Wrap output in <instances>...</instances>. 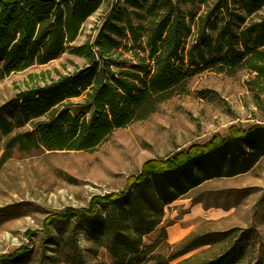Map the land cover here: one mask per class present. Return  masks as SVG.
Here are the masks:
<instances>
[{
	"label": "trees",
	"instance_id": "1",
	"mask_svg": "<svg viewBox=\"0 0 264 264\" xmlns=\"http://www.w3.org/2000/svg\"><path fill=\"white\" fill-rule=\"evenodd\" d=\"M102 4L0 0V77L45 65L65 49L85 62L1 105L0 135L28 124L23 137L31 147L92 150L115 130L148 116L189 77L207 70H245L251 75L249 90L264 96V0H114L91 35L71 45ZM263 156L264 124H256L180 150L145 167L121 192L95 196L89 209L68 210L49 224L74 219L92 246L106 250L111 264H169L215 243L226 244L225 250L181 264H264L263 240L251 227L194 235L168 258L153 252L154 245H143L144 237L161 226L166 206L206 181L250 171ZM60 253L68 264H87L77 249L65 245ZM27 254L2 258L0 264H13Z\"/></svg>",
	"mask_w": 264,
	"mask_h": 264
},
{
	"label": "rangeland",
	"instance_id": "2",
	"mask_svg": "<svg viewBox=\"0 0 264 264\" xmlns=\"http://www.w3.org/2000/svg\"><path fill=\"white\" fill-rule=\"evenodd\" d=\"M112 1L103 0L71 45L91 35ZM84 64L83 58L65 49L45 65L1 76L0 106L16 93L71 74ZM250 80L245 70L195 74L166 94L148 116L115 130L92 150L50 152L31 147L23 137L28 124L0 135V259L27 251L13 264H68L60 253L66 245L79 250L87 264H111L106 250L92 246L74 219L67 225L49 223L68 210L89 209L95 196L121 192L145 167L180 150L264 124V96L249 90ZM233 227L255 229L264 245V156L250 171L206 181L166 206L161 226L144 237L143 245H154L153 252L168 258L194 235ZM225 248L224 243L203 246L169 264L210 259Z\"/></svg>",
	"mask_w": 264,
	"mask_h": 264
}]
</instances>
